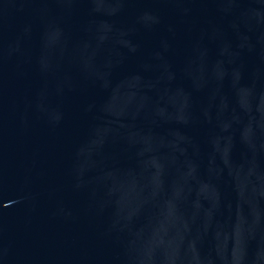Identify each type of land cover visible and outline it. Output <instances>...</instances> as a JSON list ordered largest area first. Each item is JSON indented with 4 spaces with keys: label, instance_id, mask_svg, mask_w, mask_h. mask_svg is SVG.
Instances as JSON below:
<instances>
[{
    "label": "water",
    "instance_id": "water-1",
    "mask_svg": "<svg viewBox=\"0 0 264 264\" xmlns=\"http://www.w3.org/2000/svg\"><path fill=\"white\" fill-rule=\"evenodd\" d=\"M0 264H264V0H0Z\"/></svg>",
    "mask_w": 264,
    "mask_h": 264
}]
</instances>
